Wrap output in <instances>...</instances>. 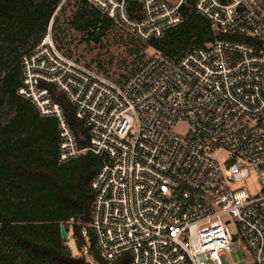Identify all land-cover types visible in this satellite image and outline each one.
I'll list each match as a JSON object with an SVG mask.
<instances>
[{
    "label": "built area",
    "instance_id": "built-area-1",
    "mask_svg": "<svg viewBox=\"0 0 264 264\" xmlns=\"http://www.w3.org/2000/svg\"><path fill=\"white\" fill-rule=\"evenodd\" d=\"M82 1L145 44L179 25L193 1L220 36L176 59L156 52L122 80L64 56L51 24L21 57L17 95L56 119L58 163L87 152L101 161L88 224L100 258L227 264L225 253L240 249L264 264V0ZM44 86L83 123L82 148ZM250 172L255 195L236 188Z\"/></svg>",
    "mask_w": 264,
    "mask_h": 264
},
{
    "label": "trees",
    "instance_id": "trees-1",
    "mask_svg": "<svg viewBox=\"0 0 264 264\" xmlns=\"http://www.w3.org/2000/svg\"><path fill=\"white\" fill-rule=\"evenodd\" d=\"M60 2L0 0V264H108L100 258L93 235L85 227L93 200L91 182L100 159L87 152L59 164L56 119L39 116L17 95L21 57L39 43ZM76 2L71 26L87 35L86 42L98 43L114 25L84 1ZM192 5L193 1L182 9L179 25L146 47L176 59L220 38ZM136 42L132 37L130 44ZM44 87L62 108L82 148L87 144L83 123L75 118L73 107L61 93L53 86ZM60 225L67 235L71 230L76 249H85L87 260L68 252ZM129 260L122 254L112 264H129Z\"/></svg>",
    "mask_w": 264,
    "mask_h": 264
},
{
    "label": "rangeland",
    "instance_id": "rangeland-1",
    "mask_svg": "<svg viewBox=\"0 0 264 264\" xmlns=\"http://www.w3.org/2000/svg\"><path fill=\"white\" fill-rule=\"evenodd\" d=\"M76 4V0H66L59 11L55 10L49 22L54 43L64 56L93 68L112 80H122L156 53L152 48L146 47L145 43L136 42L131 45L132 34L118 25H114L98 43L86 42L87 35L76 32L71 26L77 11ZM54 19L57 21L56 25H53ZM142 56V61H137L136 58ZM185 129V125H177L174 131L181 136ZM227 158L228 154L225 151H219L214 155L219 165H224ZM240 187H244L251 195L258 194L260 188L254 172H250L249 178L236 186ZM85 227L89 230L88 225ZM65 240L66 249L72 256L86 260L89 258L84 250L76 249L71 230ZM225 260L227 264H249L246 253L240 249L225 253Z\"/></svg>",
    "mask_w": 264,
    "mask_h": 264
},
{
    "label": "water",
    "instance_id": "water-1",
    "mask_svg": "<svg viewBox=\"0 0 264 264\" xmlns=\"http://www.w3.org/2000/svg\"><path fill=\"white\" fill-rule=\"evenodd\" d=\"M59 232H60L61 239H62V240H65L66 237H67V234H66V232H65L64 225H60V226H59Z\"/></svg>",
    "mask_w": 264,
    "mask_h": 264
}]
</instances>
